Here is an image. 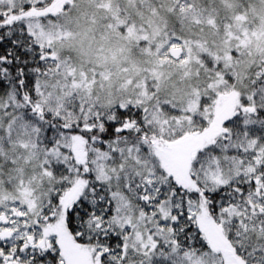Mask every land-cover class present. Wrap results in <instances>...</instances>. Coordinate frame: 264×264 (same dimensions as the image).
Masks as SVG:
<instances>
[{
  "label": "snow or ice",
  "instance_id": "obj_1",
  "mask_svg": "<svg viewBox=\"0 0 264 264\" xmlns=\"http://www.w3.org/2000/svg\"><path fill=\"white\" fill-rule=\"evenodd\" d=\"M0 264H264V0H0Z\"/></svg>",
  "mask_w": 264,
  "mask_h": 264
},
{
  "label": "rangeland",
  "instance_id": "obj_2",
  "mask_svg": "<svg viewBox=\"0 0 264 264\" xmlns=\"http://www.w3.org/2000/svg\"><path fill=\"white\" fill-rule=\"evenodd\" d=\"M80 3L81 4H85L86 3V0H80ZM257 23V26L261 23L259 20L256 21ZM70 55H75V53H69Z\"/></svg>",
  "mask_w": 264,
  "mask_h": 264
}]
</instances>
